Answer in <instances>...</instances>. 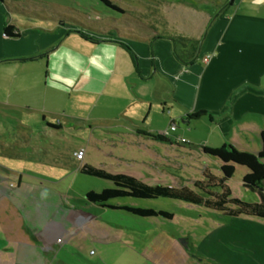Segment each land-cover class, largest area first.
Listing matches in <instances>:
<instances>
[{
	"label": "crops",
	"instance_id": "0c3cea01",
	"mask_svg": "<svg viewBox=\"0 0 264 264\" xmlns=\"http://www.w3.org/2000/svg\"><path fill=\"white\" fill-rule=\"evenodd\" d=\"M208 2L163 0L158 4L162 19L149 24L154 31L140 38L130 33L134 39L127 42L137 60L136 73L144 82H157L162 95L156 99L164 100L163 113L171 109L173 117L161 130L131 131L132 145L141 153L134 164L142 174L110 173L132 176L148 186L200 188L204 197L222 193L212 187H227L232 198H238L228 181L223 183L209 165H203L210 161L201 147L233 144L254 154L262 150L264 0H231L227 10L207 6ZM3 4L6 0L0 3V108L5 117L6 110L26 116L23 105L32 109L31 98L48 84L46 73L44 77L36 64L66 34L64 26L69 22L56 20L49 30L31 20L21 22ZM23 11L30 12L29 8ZM9 26L17 37L6 35ZM177 37L198 40L190 62L178 58L183 48L173 40ZM91 42L125 49L112 38ZM200 111L206 112L200 121H206L208 136L190 131L194 121L187 116ZM179 119L190 129L185 131L188 138L178 134ZM17 155L21 154L0 151L4 157ZM86 165L92 166L83 163L80 172ZM12 171L0 165V264H264V224L252 219L233 220L239 225L236 228L213 221L199 234V217L203 220L211 211L206 207L185 202L190 210L206 208L207 212L181 221L173 212H169L172 219L142 218L78 199L69 188H58L40 176L17 177ZM151 171L158 176L146 173ZM60 237L62 243L57 242Z\"/></svg>",
	"mask_w": 264,
	"mask_h": 264
},
{
	"label": "rangeland",
	"instance_id": "374dc122",
	"mask_svg": "<svg viewBox=\"0 0 264 264\" xmlns=\"http://www.w3.org/2000/svg\"><path fill=\"white\" fill-rule=\"evenodd\" d=\"M110 1L126 12H116L98 0H6L7 6L3 4L21 22L31 20L49 30H52L50 25L55 27L58 21H68L69 25L64 26L68 28L66 34L36 64L44 70V77L46 73L48 84L31 98L32 109L23 105L26 116L6 110L5 117L2 114L4 109L0 108V151L13 150L21 154L0 156V165L14 170L11 174L17 177L23 173L53 181L58 188H69L78 199H86V192L90 190L101 192L114 187L112 182L82 174L79 170L81 164L87 163L113 173L142 174L134 164L135 159L141 158V153L132 145L131 131L161 130L163 126L168 127L170 117H173L171 109L163 113L164 100L156 99L162 95L157 82H144L136 73L137 60L131 53L119 45L96 44L84 37L96 41L112 38L128 45L127 41L134 39L130 33L140 38L154 31L149 24L162 19V8L158 4L163 0ZM230 1L209 0L207 6L227 10ZM19 6L29 8L30 12L17 10ZM176 123L178 134L184 133L187 138L189 135L185 131L190 129L192 135L208 136L205 120L194 121L190 129L182 119ZM206 159L210 162L201 164L209 165L214 175L222 177L221 161L210 156ZM248 172L246 167L236 166L228 185L233 196L241 201L260 203L259 194L242 185ZM146 173L158 176L156 171ZM210 190L223 192L220 186ZM195 191L203 193L200 188ZM111 202L167 210L178 215L180 220L177 221L207 212L206 208L190 210L185 207V202L169 198H121ZM229 207L237 208L232 204ZM208 212L205 219L199 217V234L204 232L202 228H210L217 220L235 228L239 225L232 222L237 218L264 224L259 218L243 214L235 217L213 210Z\"/></svg>",
	"mask_w": 264,
	"mask_h": 264
},
{
	"label": "trees",
	"instance_id": "16d2710c",
	"mask_svg": "<svg viewBox=\"0 0 264 264\" xmlns=\"http://www.w3.org/2000/svg\"><path fill=\"white\" fill-rule=\"evenodd\" d=\"M3 1V0H0ZM108 8L124 14L125 12L110 0H98ZM12 27H6L5 33L9 37H17L11 33ZM89 41L94 39L84 36ZM178 44L182 45V50L177 52V56L183 62H190L195 58L198 51V40L190 38L177 37L173 39ZM132 55L128 45L119 42ZM134 56V55H133ZM206 115L205 111L189 114L188 121H198ZM153 138L165 141L162 135L154 136ZM188 143L189 142H183ZM204 154L210 157L217 158L221 161L222 182L230 180L236 170V166H244L248 169V173L243 177L242 185L244 188L257 192L260 196V203H247L238 198H232V193L227 187H222L223 192L220 195L209 193V196L204 197L202 194L188 187H171L164 185L148 186L138 179L126 174H112L102 168H96L86 165L82 168V172L88 176L104 179L113 183L114 187L104 189L101 192L91 191L86 194L87 202L97 204L103 207H108L114 210L127 211L135 216L142 218L162 217L172 219L173 214L166 211H156L153 209L128 206V205H113L112 200L121 198L133 199H158L169 198L180 200L194 205L204 206L209 210L222 212L230 216L239 217L246 215L248 217H256L264 222V133H262V150L258 154L241 151L233 144H224L219 148H211L202 146ZM229 204L236 205L237 208L229 207Z\"/></svg>",
	"mask_w": 264,
	"mask_h": 264
},
{
	"label": "built area",
	"instance_id": "2783aa9c",
	"mask_svg": "<svg viewBox=\"0 0 264 264\" xmlns=\"http://www.w3.org/2000/svg\"><path fill=\"white\" fill-rule=\"evenodd\" d=\"M171 129H172V130H175V129H176V125H175V123L172 124ZM166 133H167V132H166ZM181 141L185 142V140H181ZM57 242H58V243H62V242H63V237L58 238V239H57Z\"/></svg>",
	"mask_w": 264,
	"mask_h": 264
}]
</instances>
